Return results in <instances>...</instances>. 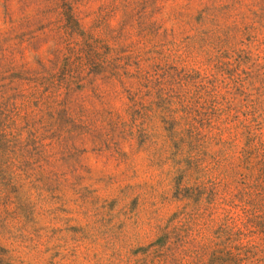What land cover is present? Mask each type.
<instances>
[{"label":"rangeland","instance_id":"rangeland-1","mask_svg":"<svg viewBox=\"0 0 264 264\" xmlns=\"http://www.w3.org/2000/svg\"><path fill=\"white\" fill-rule=\"evenodd\" d=\"M0 264H264V0H0Z\"/></svg>","mask_w":264,"mask_h":264}]
</instances>
